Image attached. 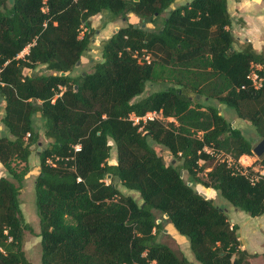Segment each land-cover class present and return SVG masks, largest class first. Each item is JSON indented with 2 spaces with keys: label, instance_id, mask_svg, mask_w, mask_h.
Segmentation results:
<instances>
[{
  "label": "trees",
  "instance_id": "trees-1",
  "mask_svg": "<svg viewBox=\"0 0 264 264\" xmlns=\"http://www.w3.org/2000/svg\"><path fill=\"white\" fill-rule=\"evenodd\" d=\"M173 1L0 0V122L10 135L0 134V162L11 177L0 176V264H32L18 193L39 135L37 115L48 140L34 181L41 264H191L157 240L156 213L187 238L199 264H249L257 255L241 248L237 225L192 183L251 216L264 214V178L251 183L236 163L252 155V140L213 103L248 120L264 139V84L246 85L264 47H234L226 0H190L170 9L156 30L142 26ZM103 10L124 18L132 12L140 23L116 29L92 71L73 74L91 41V17ZM26 46L28 53L16 57ZM143 53L149 62L139 60ZM39 64L50 72L23 73ZM159 81L169 84L136 99ZM151 110L173 120L134 125L128 118ZM112 142L115 163L108 161ZM156 145L169 151V163ZM220 153L232 162L216 158ZM257 162L264 166V154ZM114 178L142 202L122 193Z\"/></svg>",
  "mask_w": 264,
  "mask_h": 264
},
{
  "label": "rangeland",
  "instance_id": "rangeland-1",
  "mask_svg": "<svg viewBox=\"0 0 264 264\" xmlns=\"http://www.w3.org/2000/svg\"><path fill=\"white\" fill-rule=\"evenodd\" d=\"M7 4H10L7 3ZM172 9V6H169L165 9L162 13L155 17V20L152 22L144 23L143 27H146L148 30H156L158 26L162 23L166 15L168 14L169 10ZM113 15L107 11H101L96 17L95 20L98 21L96 24V28L100 29L102 26H105L107 22L111 21ZM138 23H140V18L137 16ZM125 20H129L127 16ZM130 23V22H126ZM135 23V22H134ZM84 31V28H82ZM82 34V32L80 33ZM101 36L95 32H92L91 41L88 45V48L84 51L83 55L80 57L79 64L73 69V74H78L79 72H90L93 69L94 62L99 60L100 55V46H101ZM21 55V52L20 54ZM150 57V55L148 54ZM142 57V54L141 56ZM50 70H47L44 65H37L34 69L24 68L23 73L26 75H31L35 73H49ZM168 82L159 81V82H152L147 83L144 92L138 96L136 99H139L146 94L153 92L155 90L163 89L168 86ZM190 96H193V93H190ZM199 97V96H197ZM213 103L217 104L219 107L220 112L224 115V117L230 122L232 127H235L240 130L241 134L252 140L253 145H255L259 140L260 137L256 134L254 127L251 123L246 120L236 116L235 112L226 107L224 104H218L216 101ZM1 111L3 112L2 102L0 101ZM170 118H165L163 123H167L171 121ZM34 126L38 130V139L36 141L33 148L31 149L30 155L28 157V169L22 178L21 184L19 186V201H20V208L22 211V215L24 221L26 223V227L23 230V249L27 259L32 264H41L40 261V254H41V246H40V236H37L39 233V219L35 207V193H34V181L39 172V152L42 148L47 145L48 140L44 136V124L43 120L40 116H36L34 119ZM0 134H4L10 136L9 133L4 129L2 123L0 122ZM40 145V150L37 147ZM156 150L161 154L165 163H169L172 160V156L169 151L162 146L156 145ZM216 158H225L230 160L231 157L227 154L224 155L220 153L216 156ZM257 157L254 153L249 155L248 158H245L244 163H250L249 171L256 172L258 167ZM110 163H115L116 161V149L112 142V148L110 150L109 160ZM14 164L16 165L17 169H21L24 165L23 162L13 160ZM202 164L203 161H200ZM206 165H211L212 161L208 160L204 162ZM247 165V164H245ZM200 177L203 176L202 173H199ZM0 176H6L11 179L10 175L4 168L3 164L0 162ZM104 180L108 183L111 181L110 177L106 176ZM16 185L18 183L13 180ZM112 183L124 194L131 195L139 204L142 202L138 192L129 190L125 188L117 178L112 179ZM201 183H192L193 188L196 190V185ZM204 193L208 194V198L213 199L214 203L220 206L225 210L226 216L229 220L230 224H237L239 230V238L241 239V247L245 248L248 252L254 253L256 252L257 255L251 257L249 264H264V258L262 256V252L264 251V225L261 223L260 216H251L245 211L235 209L226 199H224L217 190L215 189H205L203 190ZM156 217L161 220V227L159 232L157 233V240L160 242H164L168 244L174 251L179 253H186L192 261L194 260V256L190 249H187L185 245V240L187 238L183 235L180 236L172 227V225L163 218L159 213H156ZM260 222V223H259ZM184 237V238H183ZM188 241V240H187ZM244 245V246H242ZM258 251V252H257ZM153 264V262L149 263ZM191 264H195L192 262Z\"/></svg>",
  "mask_w": 264,
  "mask_h": 264
},
{
  "label": "crops",
  "instance_id": "crops-1",
  "mask_svg": "<svg viewBox=\"0 0 264 264\" xmlns=\"http://www.w3.org/2000/svg\"><path fill=\"white\" fill-rule=\"evenodd\" d=\"M189 1L190 0H174L170 4V6L174 8L175 6L183 5ZM226 3H227V10L231 16V33L234 37V47L236 49H239L245 43H250L254 51L256 52L261 51L264 47V0H226ZM98 14L91 17V27L95 30L96 33H98L99 36H101L102 38L101 46L103 42L116 29L125 25L126 22H130L131 24H138V20H139L137 18V15H135L132 12H128L126 14L129 20H125V18L121 17L120 15L118 16L113 15L111 21L107 22V24L105 26H102L100 29H97L96 24L98 21L95 20V17ZM101 46H100V50H101ZM259 216L261 217V223H263L264 225V214ZM237 230H239V228ZM184 240L187 249H189L188 241L186 239ZM239 240L240 243H242L240 238ZM184 255L186 256V258L189 260L190 263L194 262L195 264H199L194 260L192 261V259L186 253H184ZM251 259L252 258H250V260Z\"/></svg>",
  "mask_w": 264,
  "mask_h": 264
},
{
  "label": "built area",
  "instance_id": "built-area-1",
  "mask_svg": "<svg viewBox=\"0 0 264 264\" xmlns=\"http://www.w3.org/2000/svg\"><path fill=\"white\" fill-rule=\"evenodd\" d=\"M20 52H21V55H19ZM20 52L16 55V57H24V54L28 53V46L24 47ZM142 58L146 62H149V60H150V57L148 56V54L143 53ZM140 59H141V57H139V60ZM2 69H3V67L0 66V75H1ZM246 79H247L246 85L248 87H250L252 89L261 88L264 84V61L258 62V63H251L250 69H249L248 73L246 74ZM0 83H2L1 80H0ZM244 87H245V84H243L241 86V88H244ZM128 118L132 121V124L136 125V124H139L140 121L142 123H145L148 120H161L162 121L167 117H164L162 115L161 111L151 110V111L145 112L143 115H136L134 113H130ZM170 119H172V118H170ZM73 148H74V150H79L80 144L77 143V144L73 145ZM248 157H249V155H242L237 159L236 163L241 167V168H238V170L242 174L246 175L250 179L251 183H253L254 181H256L259 178H264V166L261 165L260 163H258V167L256 169V172L249 171L250 163H244L245 158H248ZM228 162L229 163L232 162V159L228 160ZM245 164H247V165H245ZM77 180H80V178H77Z\"/></svg>",
  "mask_w": 264,
  "mask_h": 264
},
{
  "label": "water",
  "instance_id": "water-1",
  "mask_svg": "<svg viewBox=\"0 0 264 264\" xmlns=\"http://www.w3.org/2000/svg\"><path fill=\"white\" fill-rule=\"evenodd\" d=\"M142 26H144V23H142ZM80 60L76 62V65L79 64ZM34 145H31L30 148H33ZM40 145L37 147L38 150H40ZM252 153H254L257 157H261L264 154V139H260L252 148ZM182 171H180V175H182ZM108 177L111 175L108 174ZM207 187L203 186L202 184L196 185V191L199 192L204 198H208L207 195L204 193L203 190H205Z\"/></svg>",
  "mask_w": 264,
  "mask_h": 264
}]
</instances>
